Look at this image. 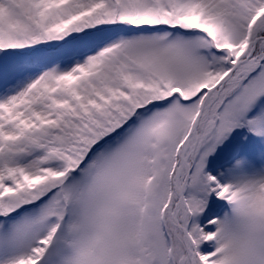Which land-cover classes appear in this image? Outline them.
Returning a JSON list of instances; mask_svg holds the SVG:
<instances>
[{
  "label": "snow or ice",
  "instance_id": "snow-or-ice-1",
  "mask_svg": "<svg viewBox=\"0 0 264 264\" xmlns=\"http://www.w3.org/2000/svg\"><path fill=\"white\" fill-rule=\"evenodd\" d=\"M0 264H264V0H0Z\"/></svg>",
  "mask_w": 264,
  "mask_h": 264
}]
</instances>
